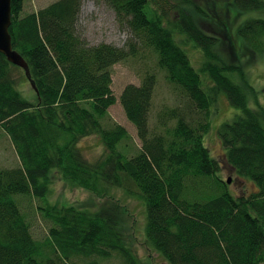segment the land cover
<instances>
[{"label": "trees", "instance_id": "obj_1", "mask_svg": "<svg viewBox=\"0 0 264 264\" xmlns=\"http://www.w3.org/2000/svg\"><path fill=\"white\" fill-rule=\"evenodd\" d=\"M25 1L11 0L9 32L28 75L0 53V128L20 162L0 167V264H264V86L248 70L253 54L264 58V0H102L131 34L125 46L80 35L83 0L28 12ZM187 44L200 51L198 67ZM148 53L176 101L154 120L155 73L125 85L119 102L138 146L109 118L112 65ZM24 77L30 99L17 88ZM220 95L239 112L216 129L221 160L206 143ZM91 136L102 147L94 159L80 144ZM222 161L257 191L233 193ZM54 173L99 205L50 202ZM22 197L46 222L43 238L33 235ZM124 199L140 204L144 258L131 248ZM134 231L132 220L135 242Z\"/></svg>", "mask_w": 264, "mask_h": 264}, {"label": "rangeland", "instance_id": "obj_2", "mask_svg": "<svg viewBox=\"0 0 264 264\" xmlns=\"http://www.w3.org/2000/svg\"><path fill=\"white\" fill-rule=\"evenodd\" d=\"M54 0H26L24 12L37 10L42 6L52 3ZM224 1V0H218ZM225 15H227L225 13ZM252 14H248L247 17H251ZM78 32L80 35L90 44H98L100 42L111 43L116 46H125L131 34L129 31L119 24V21L116 19L114 11L102 0H83L81 4L80 13L78 16L77 25ZM233 26V24H231ZM188 50L191 62L198 67L201 61L200 51L196 48L190 46V44L185 45ZM251 66H250V75L254 84L258 87L264 86V79L262 73L264 72V58L262 59L261 55L258 53L253 54L251 57ZM145 71H152L156 75V84L152 94V109H151V118L156 119L155 115L163 108V105L172 106L176 101V92L172 85H170L165 76L164 72L160 70L157 65L156 57L153 53L145 54L139 58L129 57L124 61L115 63L112 65V91L116 96V102L111 107H109V118L113 121L118 122L124 128L127 129L128 134L131 136V139L139 146L140 141L136 138V129L134 125L127 119L123 108L119 102V95L122 89L128 83L140 84L141 79ZM17 85V88L22 92L23 96L27 99H30L32 93L25 90L24 87L30 86L27 83V79L21 80ZM259 99L264 101V97L260 94ZM217 109H212L211 116V129L206 135V143L210 148L211 153L221 160L223 155V148L220 143L217 133L218 125L228 119L231 115V110H234L233 114H237L238 109L234 108L228 102V99L224 95L218 97ZM153 120L151 121V123ZM149 119V125H151ZM150 127V126H149ZM96 136H91L83 139L81 141V146L84 148L83 151H86L90 159L97 158L101 154L102 147L99 145V140ZM125 142V141H124ZM11 140L8 134H5V131L0 128V167L11 168L16 167L19 164V158L16 154V151L11 144ZM121 147V144H120ZM224 161L220 162V171L219 174L224 180L230 178L228 184L229 188L233 193H243L250 194L257 191V186L254 182L250 181L248 178L244 177V180L241 177L235 175L234 170L226 165ZM52 175V181L50 183V193L48 198L50 202H59V203H72L79 205L82 208H95L99 205L101 198L95 196L91 192L74 187L66 183L60 175ZM117 197H120V192H115ZM21 196V195H20ZM18 201L19 195L14 196ZM122 197V196H121ZM127 207L130 209L131 213V222L129 225V240L131 243V248H133L138 256L144 258L146 256V251L144 244L141 242L140 230L143 223V214L140 211V204L137 201L132 199H124ZM29 199L27 197L21 198V206H23L24 211L27 212L28 219L32 226L33 235L40 239L46 235L47 225L46 222L40 217L36 210L28 205ZM132 220H134L135 225V235L137 239L134 242L132 240ZM152 256H155V253H152ZM156 260V258H154ZM120 260L115 258H110L108 260H103L101 264H118ZM165 264V263H163Z\"/></svg>", "mask_w": 264, "mask_h": 264}, {"label": "water", "instance_id": "obj_3", "mask_svg": "<svg viewBox=\"0 0 264 264\" xmlns=\"http://www.w3.org/2000/svg\"><path fill=\"white\" fill-rule=\"evenodd\" d=\"M11 0H0V53L5 55L7 61L21 67L26 75L29 70L28 65L23 57L13 50L11 34L9 27L11 25ZM227 182H230V178H227Z\"/></svg>", "mask_w": 264, "mask_h": 264}, {"label": "bare ground", "instance_id": "obj_4", "mask_svg": "<svg viewBox=\"0 0 264 264\" xmlns=\"http://www.w3.org/2000/svg\"><path fill=\"white\" fill-rule=\"evenodd\" d=\"M12 144V143H11ZM14 147V146H13ZM20 163V162H19Z\"/></svg>", "mask_w": 264, "mask_h": 264}]
</instances>
